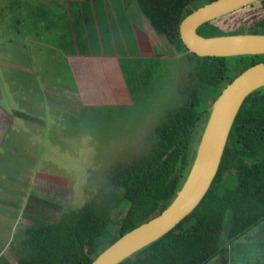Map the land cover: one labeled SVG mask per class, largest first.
<instances>
[{"label":"trees","instance_id":"16d2710c","mask_svg":"<svg viewBox=\"0 0 264 264\" xmlns=\"http://www.w3.org/2000/svg\"><path fill=\"white\" fill-rule=\"evenodd\" d=\"M210 1L213 0L75 1V54L111 55L125 50L124 44H117L123 42L119 41V28L125 35L133 32L128 18V8L133 3L151 28L170 41L176 53H184L186 60L193 61L187 75L190 83L182 89L186 97L181 103L160 112L147 137V148L132 162L114 168L108 181L83 205L60 209L57 216L46 220L31 216L37 224L25 226L21 234L13 233L9 245L18 264H90L121 235L158 215L172 201L187 175L197 131L206 122L212 102L238 74L264 61V54L216 57L188 51L179 36L180 21ZM255 3L264 12V0L249 5ZM218 20L203 23L197 32L204 36L264 33V16L235 32L224 30ZM67 30L68 27L64 37ZM157 59L127 55L119 58L129 93L133 83L147 90L146 81L158 65ZM36 200H31L26 210L41 204ZM124 207L118 228H112L111 213ZM261 224L264 86L242 102L217 173L197 206L170 231L117 264H208L214 259L221 264L234 260L238 264L239 259L244 260L242 264H264V238L241 240ZM0 264L12 263L0 253Z\"/></svg>","mask_w":264,"mask_h":264},{"label":"rangeland","instance_id":"374dc122","mask_svg":"<svg viewBox=\"0 0 264 264\" xmlns=\"http://www.w3.org/2000/svg\"><path fill=\"white\" fill-rule=\"evenodd\" d=\"M62 2L0 0V253L12 264H18L9 245L13 233L37 224L31 216L46 220L60 209L83 205L114 168L132 162L147 148L160 112L181 103L186 97L182 89L190 83L193 61L176 53L131 3L133 32L125 35L127 47L120 54L158 58V65L149 74L147 90L133 83L131 93L123 82L111 80L109 85L102 70L96 71L102 98L92 76L87 74L84 82L62 52L70 45L59 40ZM55 12L61 15L58 19ZM263 16L255 3L219 17L218 23L235 32ZM75 65L88 67L85 60ZM204 124L197 131L195 148ZM35 197L41 204L26 210ZM125 210L111 213L112 228H118ZM262 225L247 233L256 235L253 231Z\"/></svg>","mask_w":264,"mask_h":264},{"label":"water","instance_id":"95a60500","mask_svg":"<svg viewBox=\"0 0 264 264\" xmlns=\"http://www.w3.org/2000/svg\"><path fill=\"white\" fill-rule=\"evenodd\" d=\"M258 0H213L189 14L179 24V36L188 51L198 56L264 54V33L204 36L203 23L219 18ZM264 86V61L233 78L212 102L187 175L172 201L156 216L127 231L104 249L90 264H117L158 239L201 201L217 173L235 116L244 99Z\"/></svg>","mask_w":264,"mask_h":264},{"label":"crops","instance_id":"0c3cea01","mask_svg":"<svg viewBox=\"0 0 264 264\" xmlns=\"http://www.w3.org/2000/svg\"><path fill=\"white\" fill-rule=\"evenodd\" d=\"M75 1L79 2V0H65V2H62L63 3L62 7L64 8L63 9L64 17L62 19H64V20L61 21V19H60V22H59V25H61V26H59V29H60L59 40L61 42H65V40H66L67 43H70V45H71V46H68L69 48L68 47L65 48V51L62 48V50H63L62 52L64 53L65 56H67L71 59V66H72L74 74H77L78 77L80 76L82 78V80H84V82L86 81V79L89 80V78L87 77V74H90L92 76L91 77L92 82L94 83L93 88L95 89V91L97 90V92L101 96L102 94L100 93V91L98 89V84H101L102 80L99 79L97 81V78H95V74H96L95 72L100 70V73H101V70H102V73L104 74V77H106V79H107L106 81L108 82L109 85L112 82L111 80L115 81L116 84H119V85L121 82H123L125 84L123 75L121 73L120 65H119V58L121 56H124V55H122V54H120V55L119 54H116V55L84 54L83 55V54H75V52H73V49H75V10H76ZM57 12H55L56 19H58L61 16ZM93 14H94V18H95V23H97L96 15H95V13H93ZM129 22L132 23V21H130V20H129ZM67 27L70 31L67 30L66 35L68 37H67V39H65L64 35H65ZM119 31H120V33H119L120 40L123 41L124 46L126 48L127 45L125 43V41H126L125 33H122L120 28H119ZM81 60H85L86 65L88 64V67L83 66L84 67L83 69L82 68L77 69V67H76L77 65H75V64L77 61L79 62ZM89 82H88V85L90 86L92 82H90V83ZM85 84L83 83V89H86V87H87ZM95 93L96 92H94L93 94H95ZM103 95H102V98H103ZM262 229H263V232L260 233ZM253 232H256V235H254L252 237L250 236V234H248L246 232V235L248 234V236L243 241H245V242L249 241L250 242V241H254L255 238H258V237H259L258 239L264 238V227H261L257 231H253ZM235 261H237V260H234V263L229 262L227 264H237V262H235ZM243 261H244L243 259H239L238 264H242ZM208 264H221V263L218 259H214L211 262H209Z\"/></svg>","mask_w":264,"mask_h":264}]
</instances>
